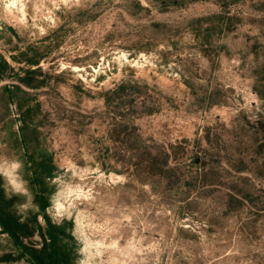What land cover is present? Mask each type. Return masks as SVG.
<instances>
[{"label":"rangeland","instance_id":"obj_1","mask_svg":"<svg viewBox=\"0 0 264 264\" xmlns=\"http://www.w3.org/2000/svg\"><path fill=\"white\" fill-rule=\"evenodd\" d=\"M0 207V264H264V0H0Z\"/></svg>","mask_w":264,"mask_h":264},{"label":"trees","instance_id":"obj_2","mask_svg":"<svg viewBox=\"0 0 264 264\" xmlns=\"http://www.w3.org/2000/svg\"><path fill=\"white\" fill-rule=\"evenodd\" d=\"M0 207V224L3 226L5 231H8L19 241V229L22 228L21 224L17 222V219L13 215H8L5 211L1 210ZM61 233L60 229L55 226H50L48 234L50 237V243L45 242L43 248L40 251L26 248L27 253L31 255L36 264H47L46 254L54 258V264H68L69 258L66 257L65 252L60 250V243L58 242V235ZM44 237V235H43Z\"/></svg>","mask_w":264,"mask_h":264},{"label":"clouds","instance_id":"obj_3","mask_svg":"<svg viewBox=\"0 0 264 264\" xmlns=\"http://www.w3.org/2000/svg\"><path fill=\"white\" fill-rule=\"evenodd\" d=\"M12 167H13V169H18L20 167V165L19 164H13Z\"/></svg>","mask_w":264,"mask_h":264}]
</instances>
